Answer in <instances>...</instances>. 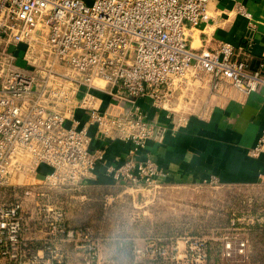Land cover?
Masks as SVG:
<instances>
[{
  "label": "built area",
  "instance_id": "1",
  "mask_svg": "<svg viewBox=\"0 0 264 264\" xmlns=\"http://www.w3.org/2000/svg\"><path fill=\"white\" fill-rule=\"evenodd\" d=\"M211 1L0 0V188L14 186L16 176H34L42 164L51 168L45 178L55 185L82 184L99 164L119 183L151 184L161 169L136 156L164 131L147 122L140 99L172 109L175 92L206 77L211 94L224 81L243 94L264 87V64L254 68L250 59L237 58L230 43L211 52L189 45L188 29L208 19ZM82 87L88 92L77 103ZM91 91L109 94L112 106L101 111ZM61 101L65 110L50 108ZM77 104L101 137L129 144L124 163L108 165L105 152L91 147L88 127L76 119L67 124ZM263 148L264 138L254 152ZM22 213L18 203L0 205V256L16 264H65L57 244L80 233L65 228L63 213L44 209L48 238L32 247L23 236ZM252 216L264 228V211ZM207 244L188 238L184 249L172 243L159 254L171 260L183 255L182 264H210ZM223 245L222 255L232 257V243ZM246 248L243 240L236 250Z\"/></svg>",
  "mask_w": 264,
  "mask_h": 264
},
{
  "label": "crops",
  "instance_id": "2",
  "mask_svg": "<svg viewBox=\"0 0 264 264\" xmlns=\"http://www.w3.org/2000/svg\"><path fill=\"white\" fill-rule=\"evenodd\" d=\"M208 9V19L188 29L191 48L211 52L222 43H230L235 47L237 58L250 59L254 68L264 64V0H212ZM241 9L250 17L242 14ZM87 92L84 87L80 89L77 103ZM91 92L98 98L101 111L112 106L114 99L109 94ZM184 98L182 101V97H173L174 110L159 109L148 98L138 101L147 122L163 130L164 136L147 141L136 160L151 159L164 173L167 181L163 182L170 184H203L216 180L221 187L263 188L264 148L258 154L254 149L264 138V87L243 94L224 81L217 93L211 94L209 77H206L195 82ZM74 106L67 124L76 119L81 127L87 126L91 147L105 152L108 165L124 163L129 144L101 137L97 125L89 123L88 111L78 104ZM182 117L185 121L179 122ZM50 171L49 166L42 164L36 174L45 178ZM110 182L113 178L107 174L104 164H99L88 180V184L94 185ZM22 214L24 238L32 247L41 246L48 238L42 210H23ZM248 233L251 240L246 254H238L236 250L234 258L225 259L221 248L215 264H264V229ZM0 264L16 263L0 256Z\"/></svg>",
  "mask_w": 264,
  "mask_h": 264
},
{
  "label": "rangeland",
  "instance_id": "3",
  "mask_svg": "<svg viewBox=\"0 0 264 264\" xmlns=\"http://www.w3.org/2000/svg\"><path fill=\"white\" fill-rule=\"evenodd\" d=\"M187 90L175 92L174 99L184 101ZM67 107L64 101L50 106L55 110ZM170 108L176 107L172 104ZM163 175L144 185L114 179L102 185L88 181L55 185L37 174L16 176L10 180L14 186L0 188V205L18 203L23 210L63 213L65 228L80 233L57 244L65 264H182L183 255L171 260L159 250L172 243L184 249L188 238L207 240L210 264H215L223 243H232L236 252L237 244L244 240L248 248V232L264 229L262 223L252 220L253 214L264 211V187L170 184L163 182L167 181Z\"/></svg>",
  "mask_w": 264,
  "mask_h": 264
},
{
  "label": "trees",
  "instance_id": "4",
  "mask_svg": "<svg viewBox=\"0 0 264 264\" xmlns=\"http://www.w3.org/2000/svg\"><path fill=\"white\" fill-rule=\"evenodd\" d=\"M254 230H262V229H254ZM209 252H210V257H211V250H210V248H209Z\"/></svg>",
  "mask_w": 264,
  "mask_h": 264
}]
</instances>
